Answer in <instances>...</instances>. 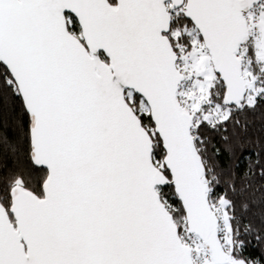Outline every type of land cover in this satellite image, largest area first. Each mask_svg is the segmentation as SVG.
Masks as SVG:
<instances>
[{
    "label": "snow or ice",
    "instance_id": "obj_1",
    "mask_svg": "<svg viewBox=\"0 0 264 264\" xmlns=\"http://www.w3.org/2000/svg\"><path fill=\"white\" fill-rule=\"evenodd\" d=\"M0 264H264V0H0Z\"/></svg>",
    "mask_w": 264,
    "mask_h": 264
}]
</instances>
